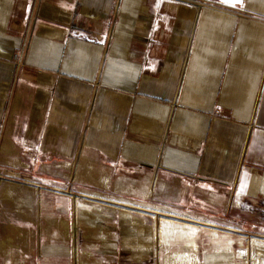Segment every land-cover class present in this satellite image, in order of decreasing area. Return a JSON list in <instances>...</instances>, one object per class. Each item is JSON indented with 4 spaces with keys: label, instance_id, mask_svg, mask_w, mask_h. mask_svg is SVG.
<instances>
[{
    "label": "crops",
    "instance_id": "1",
    "mask_svg": "<svg viewBox=\"0 0 264 264\" xmlns=\"http://www.w3.org/2000/svg\"><path fill=\"white\" fill-rule=\"evenodd\" d=\"M43 188L30 264H264V0H0V214Z\"/></svg>",
    "mask_w": 264,
    "mask_h": 264
},
{
    "label": "rangeland",
    "instance_id": "2",
    "mask_svg": "<svg viewBox=\"0 0 264 264\" xmlns=\"http://www.w3.org/2000/svg\"><path fill=\"white\" fill-rule=\"evenodd\" d=\"M19 190V189H18ZM16 190L12 193L14 195L21 196L22 204L20 209L26 208L28 214H18L16 206L13 204V196L11 193V198L6 200L4 202L5 208L8 210V214L1 215L0 214V264H30L31 257L33 254V239H34V232H33V224L32 222H36L41 225V230H45L49 227L51 229H57L58 227L62 229L60 221L64 220V218L68 219L69 222H72V214H56L55 212H50L49 209L56 206H69L71 207V201L68 198L61 197L59 190H53L51 188H43V194H42V201L41 204L39 203V198L35 200L32 198V194L30 193L29 189L23 190ZM48 191V192H47ZM58 191V192H57ZM53 192V193H51ZM59 193V195H56ZM80 194L81 191L77 190V187H74V194L73 197V203L75 206H82V204L86 201L84 200ZM96 202H100L98 200H94ZM109 203V202H108ZM118 204H113L119 208H121L123 211L131 212V211H137V212H143V210L136 209L135 204H131L130 202L118 200ZM112 204V203H110ZM36 205L37 208L40 206L42 207V213L41 214H33V208ZM138 207V206H137ZM53 213V214H52ZM162 221V216H159V223ZM13 226L19 229L20 231H29L32 232V236L28 238V242L26 245V251L21 248L20 246V240L18 237L17 232H10L7 227ZM53 227V228H52ZM81 233L76 225L71 224L69 226L67 236L69 239H80ZM11 237L13 239L12 241V252L14 255H16V260H14L12 257H8L4 255L1 251V243L8 237ZM258 237V236H257ZM78 256V255H77Z\"/></svg>",
    "mask_w": 264,
    "mask_h": 264
},
{
    "label": "built area",
    "instance_id": "3",
    "mask_svg": "<svg viewBox=\"0 0 264 264\" xmlns=\"http://www.w3.org/2000/svg\"><path fill=\"white\" fill-rule=\"evenodd\" d=\"M118 1H120V0H118Z\"/></svg>",
    "mask_w": 264,
    "mask_h": 264
}]
</instances>
